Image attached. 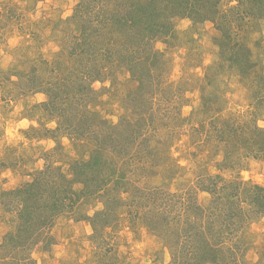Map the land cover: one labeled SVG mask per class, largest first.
<instances>
[{"label": "rangeland", "instance_id": "obj_1", "mask_svg": "<svg viewBox=\"0 0 264 264\" xmlns=\"http://www.w3.org/2000/svg\"><path fill=\"white\" fill-rule=\"evenodd\" d=\"M209 2L0 0V264H264V0ZM51 169L81 196L42 234L16 191Z\"/></svg>", "mask_w": 264, "mask_h": 264}, {"label": "trees", "instance_id": "obj_2", "mask_svg": "<svg viewBox=\"0 0 264 264\" xmlns=\"http://www.w3.org/2000/svg\"><path fill=\"white\" fill-rule=\"evenodd\" d=\"M169 3V0H165V2ZM171 1V0H170ZM184 3H189L190 0H182ZM203 2L206 1V4H208V0H202ZM220 0H210L209 3L212 4V6H217ZM185 3V4H186ZM187 5V4H186ZM262 7V6H261ZM150 7H144L143 12L141 13L142 16L151 18V22H147L146 27L149 29L148 36L144 37V45L148 46L153 41L157 39V36L159 32L161 31V26L159 25L158 21L154 19V13L147 12ZM214 10V9H212ZM149 15V16H148ZM147 29V30H148ZM137 45H128L123 50L120 49L119 53L117 54V59L120 61L121 65H128L129 71L131 74H134L136 77L138 76L139 81L143 85V83H147L149 88L154 87V72L151 69H145V71L141 72L140 70L143 67L145 63H147L145 60L150 59L152 56L157 57L159 54L156 52L153 55L148 54L145 58H143V54H145V50L143 51V47L140 43H136ZM142 47V48H141ZM96 49L89 50L90 56L93 54H96ZM87 53H82L81 57L77 58V61L80 59H85V55ZM141 68V69H140ZM258 133V132H257ZM97 148V147H96ZM94 148L91 155L92 157L90 160H84L81 163H77L76 167L74 168V171L77 173H83L85 172L86 166H100V164H103V166L106 164L107 160L101 161L99 158L100 156H103L105 153L101 152L100 150ZM98 152V155L95 156V153ZM100 168V167H98ZM52 175H54V179L50 178V180L45 179L47 175H42L38 178H36L33 182H28L26 185L21 187L20 189H17L16 193L19 195L18 197L21 198V214L24 216H27L28 221L36 220L38 223V232H41L42 234H45V231L49 228L53 220L61 215L63 212L68 211L67 209L70 207H75L78 204V201L80 199V194L77 192L74 187H71L70 183H82V181H76L75 179H69L64 173H57L56 170H49ZM79 179V178H78ZM47 180V181H46ZM80 180V179H79ZM44 185L45 190L39 191L40 188ZM206 188L208 190L212 189L211 184H205ZM68 190V191H67ZM34 191H38L37 193H34ZM12 193H15L12 191ZM33 195H29L32 194ZM71 193V194H70ZM27 196V197H26ZM31 200V201H30ZM30 202V203H29ZM39 220V222H38ZM37 225V226H38ZM23 234V233H22ZM40 234V233H39ZM21 235V234H20ZM203 238V237H201ZM207 244L208 241L204 240ZM200 247L201 243L196 242ZM207 246V245H205ZM190 249V245H189ZM206 250H213V247H207ZM191 254L190 257L185 256L187 258L184 259V264H202L201 261H206L205 256L203 255L200 259L201 255L198 253V249L193 245L191 248ZM208 256V255H207ZM209 261V259H208Z\"/></svg>", "mask_w": 264, "mask_h": 264}, {"label": "clouds", "instance_id": "obj_3", "mask_svg": "<svg viewBox=\"0 0 264 264\" xmlns=\"http://www.w3.org/2000/svg\"><path fill=\"white\" fill-rule=\"evenodd\" d=\"M235 3H236V0H232V4L235 5ZM70 14H71L70 11L65 12V15H66V16H68V15H70ZM189 23H190L189 21L185 20V21L182 23L181 26H182V27H187V25H188ZM10 43H14V41H10ZM41 99H42V97H41ZM27 123H28L27 121H22V122L20 123L19 127H26V126H27ZM52 126H54V125H49V127H52ZM262 126H264V125H262ZM13 131H14V129H10L8 135L11 136V135L13 134ZM243 175H244L245 179H248V173H247V172H245ZM257 179L259 180L260 178L257 177Z\"/></svg>", "mask_w": 264, "mask_h": 264}]
</instances>
